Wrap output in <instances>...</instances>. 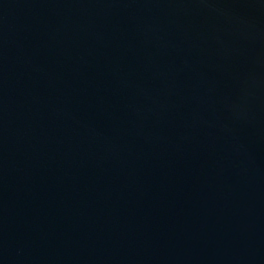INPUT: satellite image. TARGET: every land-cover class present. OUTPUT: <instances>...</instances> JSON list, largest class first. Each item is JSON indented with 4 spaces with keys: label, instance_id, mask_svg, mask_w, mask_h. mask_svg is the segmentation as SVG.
<instances>
[{
    "label": "water",
    "instance_id": "water-1",
    "mask_svg": "<svg viewBox=\"0 0 264 264\" xmlns=\"http://www.w3.org/2000/svg\"><path fill=\"white\" fill-rule=\"evenodd\" d=\"M0 264H264V0H0Z\"/></svg>",
    "mask_w": 264,
    "mask_h": 264
}]
</instances>
